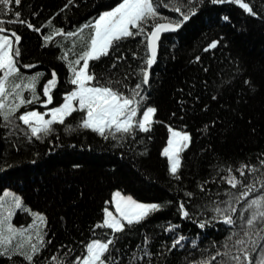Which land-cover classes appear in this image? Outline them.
I'll return each instance as SVG.
<instances>
[{"label":"trees","instance_id":"trees-1","mask_svg":"<svg viewBox=\"0 0 264 264\" xmlns=\"http://www.w3.org/2000/svg\"><path fill=\"white\" fill-rule=\"evenodd\" d=\"M67 2L21 0V5L14 7L22 12L21 19L31 20L37 26L51 17L55 25L69 30L89 17H95L99 10L117 0H78V3L63 9ZM246 2L252 3L261 15L252 16L233 3L212 4L205 0L200 10L181 29L162 36L150 77L149 102L158 106V119L149 132H138V138H144L140 143L126 142L121 146L91 130L65 132L64 126L57 124L60 130L44 140L33 138L34 142H26L22 135L17 136L15 139L20 141L17 150L12 137L6 140L3 135L5 129L0 127V195L4 188L17 191L33 211L47 214V231L52 236V242L42 250L41 260L62 254L68 244L76 249L73 255L79 254L83 249L80 241L86 243L93 238L91 226L102 219L103 202L109 200L117 189L142 201H172L167 208L153 213L144 222V229L127 232L123 236L117 234L118 247L128 246L125 251L141 242L143 232L147 230L155 236L150 244L154 254L152 264H188L202 252L207 255L214 251L213 241H223L228 226L222 220L200 229L194 221L179 215L178 202L181 198L188 200L186 207L191 211L196 204L217 197L225 199L227 194L224 189L243 191L242 185L232 188L221 177L228 175L229 166L239 176L237 169L242 163L259 166V160L264 159L261 156L264 153V0ZM159 10L166 15H179L170 8L161 7ZM225 15L230 19L224 20ZM6 27L14 28L22 35L23 63L40 62L34 69L21 66L22 71L43 69L42 86L51 69H57L60 80L54 90V102L62 101L60 92L70 90L71 84L67 79L66 63L58 58L62 54L58 50L60 45L51 44L42 48L41 33L26 24L16 22ZM48 30L50 26L45 25L41 32ZM84 31L87 33L88 29ZM217 38L222 42L216 48L205 50V45ZM54 39L72 49L73 38L65 39L61 35ZM141 40V36L128 38L114 52L102 56L99 61H90V64L94 63L97 71L108 72L113 79L134 83L141 76L139 73L131 75V71L146 66L141 64L145 55V44ZM84 43L76 37V54L83 50ZM133 51L139 55L132 56ZM122 53L123 58L116 61V67L112 68V61ZM197 55L200 60L194 59ZM69 59H74L71 51ZM236 68H242L252 77L254 88L242 90L239 86L242 81L225 87L229 78L235 76ZM125 72L129 75L124 76ZM214 95L216 99L212 98ZM205 104L208 108H204ZM31 107L44 108L33 102L21 106L19 111ZM73 116L79 119L81 113L75 112ZM19 123L22 125V122ZM169 124L191 133V143L182 153L180 180L172 178L166 158L162 155ZM148 136L151 139H147ZM141 144L147 152L138 151ZM121 152L124 154L121 155ZM4 163L9 166L4 167ZM240 179L245 184L253 179L256 183V189L245 200L264 191L261 188L264 181L259 176L254 177L253 173L245 170ZM201 183H204L203 190L198 187ZM183 189L192 191L194 195L186 197ZM240 203L242 205L244 200ZM206 214L211 217L212 209H207ZM200 218L205 217L201 215ZM32 219L30 212L18 210L13 222L26 225ZM168 222L177 224L188 239L184 248L177 247L171 253L158 255L163 252V245L170 246V233L164 230ZM193 237L198 244L195 249L191 244ZM61 243L66 245L65 249H58ZM19 259L23 260V257ZM6 260V257H0V264H5ZM48 264L53 262L49 259Z\"/></svg>","mask_w":264,"mask_h":264},{"label":"snow or ice","instance_id":"snow-or-ice-1","mask_svg":"<svg viewBox=\"0 0 264 264\" xmlns=\"http://www.w3.org/2000/svg\"><path fill=\"white\" fill-rule=\"evenodd\" d=\"M209 2L233 3L252 16L261 15L256 7L246 0H209ZM73 3H78V0H68L62 8L67 9ZM203 3L205 0H179V2L177 0H117L113 5L99 10L95 17H89L74 29L66 30L62 26L55 25L51 17L39 26L31 20L21 19L22 12L18 7H14L21 5V0H0V127L5 129L4 138L7 140L12 137V142L19 150L20 141L15 139L17 136L22 135L26 142H34L33 138L44 140L60 130L56 126L59 124L64 126L65 132L87 129L99 134L105 140L111 138L121 146L126 142L140 143L144 138H138V132H149L158 119L156 116L158 106L149 101L151 69L157 60L161 34L165 31L181 29L185 22L200 10ZM161 7L170 8L179 15H166L159 10ZM223 19L227 21L230 17L225 15ZM16 22L26 24L28 28L41 33L42 48L51 44L60 45L58 50L62 54L58 58L66 63L67 79L71 84L70 90L60 92L62 101L54 102V90L57 89L60 80L55 67L44 79L42 86L40 81L44 75L43 69L31 72L21 70V66L25 69H34L40 62L23 63L22 35L16 29L6 27L7 24ZM45 25L50 26V30L41 32ZM85 29H88L87 33ZM61 35L65 39L73 38L72 49L64 47L59 40L54 39ZM136 36H141L140 42L145 44V55L141 58V64L146 66L131 71V75L139 73L141 76L134 83L113 79L108 72L97 71L96 65L90 64V61H99L102 56L114 52L122 41ZM76 37L85 41L83 50L79 54L75 53ZM221 42L220 38L212 39L205 45V50L216 48ZM70 51L74 59H69ZM138 55V52H132V56ZM122 58L123 53L112 61L111 67L115 68L116 61ZM194 59L200 60L201 57L197 55ZM234 71L235 76L229 78L225 87L235 86L236 81H242L239 85L242 90L255 87L252 77L242 68H236ZM128 75V72L124 73V76ZM212 98L216 99V96ZM33 102L44 105V109L31 107L19 111L21 106L31 105ZM204 108H208V105L205 104ZM75 112L81 113L79 119L73 116ZM172 115L176 114L172 113ZM19 122H22V125ZM204 127L208 128V125ZM168 129L170 135L166 146L162 149V155L167 158L172 178L180 180L182 153L191 143V133L171 124L168 125ZM147 139H151V136ZM138 151L147 152V148L141 144ZM123 154L121 152V155ZM261 156H264V153H261ZM3 166L9 165L4 163ZM245 170L264 181V159L259 160V166L242 163L237 169L239 176L229 166L228 175L221 179L226 180L232 188H236L238 184L242 185L243 191L232 192L224 189L227 194L225 199L217 197L215 200L196 204L191 211L186 207L188 200L184 198L179 200V215L194 221L200 229L220 220L228 226L223 241L212 242L215 245L214 251L208 252L207 255L202 252L199 257L189 260L188 264H264V191L245 200L256 189L255 179L246 184L240 179L244 176ZM204 183L198 185L201 190L204 189ZM261 188L264 189V183L261 184ZM2 191L0 257L7 258L5 264H48L49 259L53 264H152L154 254L150 244L155 239L154 234L145 230L142 241L127 251H125L127 245L125 248L118 247L117 234L123 236L127 232L144 229V222L148 221L153 213L167 208L172 203L171 200L142 201L117 189L112 192L109 200L103 202L102 219L91 226L93 238H89L86 243L80 241L83 249L79 254L73 255L76 249L68 244L62 254H54L50 258L41 260L42 250L52 242V236H49L47 231L49 227L47 214L40 210L33 211L17 191L9 188H4ZM183 191L186 197L194 195L188 189ZM242 200L244 203L241 205ZM209 208L213 212L211 217L206 214ZM18 210L30 212L33 216L31 222L26 225L14 223L13 218ZM201 215L205 218L201 219ZM96 229L105 231L97 232ZM164 230L170 233V246L163 245V252L158 255H163L164 252L171 253L177 247H185L184 242L188 238L182 234L177 224L168 222ZM191 244L194 249L198 248L194 237L191 238ZM65 247L64 243L58 245V249ZM20 257H23V260H20Z\"/></svg>","mask_w":264,"mask_h":264},{"label":"water","instance_id":"water-1","mask_svg":"<svg viewBox=\"0 0 264 264\" xmlns=\"http://www.w3.org/2000/svg\"><path fill=\"white\" fill-rule=\"evenodd\" d=\"M171 32H173V31H165V32H163V33L161 34V38H162L163 35H165V34H170ZM160 40H161V39H160Z\"/></svg>","mask_w":264,"mask_h":264},{"label":"rangeland","instance_id":"rangeland-1","mask_svg":"<svg viewBox=\"0 0 264 264\" xmlns=\"http://www.w3.org/2000/svg\"><path fill=\"white\" fill-rule=\"evenodd\" d=\"M42 106L45 107L44 105H42ZM43 109H44V108H43ZM43 109H42V110H43ZM169 135H170V133H169ZM169 135H168V136H169ZM167 139H168V138H167ZM166 144H167V141H166ZM165 146H166V145H165ZM164 157H165V156H164ZM165 158H166V157H165ZM166 161H167V158H166ZM167 165H168V162H167ZM168 167H169V165H168ZM2 194H3V193H2ZM113 207H114V205H113Z\"/></svg>","mask_w":264,"mask_h":264}]
</instances>
